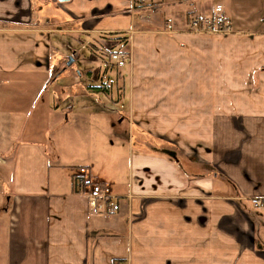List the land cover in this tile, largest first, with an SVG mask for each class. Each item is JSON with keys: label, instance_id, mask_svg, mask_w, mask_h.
I'll list each match as a JSON object with an SVG mask.
<instances>
[{"label": "crops", "instance_id": "1", "mask_svg": "<svg viewBox=\"0 0 264 264\" xmlns=\"http://www.w3.org/2000/svg\"><path fill=\"white\" fill-rule=\"evenodd\" d=\"M150 2L154 28L133 0H0V264H264V0ZM216 6L229 33L189 29ZM101 37L130 53L115 95L61 53Z\"/></svg>", "mask_w": 264, "mask_h": 264}, {"label": "built area", "instance_id": "2", "mask_svg": "<svg viewBox=\"0 0 264 264\" xmlns=\"http://www.w3.org/2000/svg\"><path fill=\"white\" fill-rule=\"evenodd\" d=\"M134 11L138 10L134 16L137 19L149 20L150 14L139 13L141 9H145L144 0H133ZM171 19H166L165 26L170 27ZM189 29L194 33L220 34L229 33L230 23L221 6H216L211 13L204 17L193 15L189 17ZM108 60L112 65L121 67L130 59L129 51L122 48H110L107 50ZM77 193L82 194L86 198L89 210L92 213H101L111 215L118 212V197L112 192L111 187L102 181L96 180L91 176L86 167L75 168L72 174ZM252 205L255 207H264V201L261 199H252ZM116 264H123L118 262Z\"/></svg>", "mask_w": 264, "mask_h": 264}, {"label": "rangeland", "instance_id": "3", "mask_svg": "<svg viewBox=\"0 0 264 264\" xmlns=\"http://www.w3.org/2000/svg\"><path fill=\"white\" fill-rule=\"evenodd\" d=\"M146 3L143 7H146L147 5H153L151 0H144ZM156 2V0H153ZM161 2L166 3L168 0H160ZM144 2V3H145ZM149 10H152V14L156 12L155 8H150ZM174 10L170 9L168 10L166 6L162 8L161 11H159V15H161L164 18L167 17H174L173 15L175 12ZM139 13H142L139 11ZM139 20V23H142V27L145 28H154L151 23V19L149 20ZM101 40L99 39L94 41V38H81L76 42L69 43L68 41L64 40L63 48L61 47V53L65 56L63 60L66 63V67H70L69 70H72L71 72H78L80 73L81 77H85L86 79H90L93 83L91 85L100 86L103 89H107V93L112 90V94L115 95L117 86L115 84V80L118 79V72L115 68V65H112L111 62L108 60L107 57V50L117 46V42L115 40H120L117 37H111V38H105L101 37ZM122 40V39H121ZM69 43V45H68ZM65 44V46H64ZM124 46V45H123ZM122 48V47H121ZM129 51V49H127ZM68 53V54H66ZM70 62L68 65L67 63ZM89 70V71H88ZM87 71V72H86ZM88 74H90L89 77ZM109 89V91H108ZM104 94V93H103ZM110 100L108 99L107 102H105V105H110V137L111 140L114 141L113 135L117 136L116 132L117 129H112L113 126H116L118 122V118H120L119 115L116 114L118 111L119 105H117L116 98L114 97L113 100L111 99V96L109 94ZM123 108L126 106V104L122 105ZM121 106V107H122ZM108 119L109 116L106 115ZM96 118V115H95ZM112 126V127H111Z\"/></svg>", "mask_w": 264, "mask_h": 264}, {"label": "trees", "instance_id": "4", "mask_svg": "<svg viewBox=\"0 0 264 264\" xmlns=\"http://www.w3.org/2000/svg\"><path fill=\"white\" fill-rule=\"evenodd\" d=\"M156 8V6L152 7V9ZM89 90L93 91H98V90H102L105 91L106 89L101 88L100 86L97 87H92L91 89L89 88Z\"/></svg>", "mask_w": 264, "mask_h": 264}, {"label": "water", "instance_id": "5", "mask_svg": "<svg viewBox=\"0 0 264 264\" xmlns=\"http://www.w3.org/2000/svg\"><path fill=\"white\" fill-rule=\"evenodd\" d=\"M70 62L67 63V65L69 64Z\"/></svg>", "mask_w": 264, "mask_h": 264}]
</instances>
